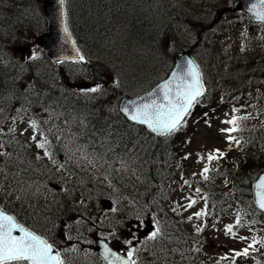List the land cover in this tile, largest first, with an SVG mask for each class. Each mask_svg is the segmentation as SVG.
Masks as SVG:
<instances>
[{"label": "rangeland", "instance_id": "1", "mask_svg": "<svg viewBox=\"0 0 264 264\" xmlns=\"http://www.w3.org/2000/svg\"><path fill=\"white\" fill-rule=\"evenodd\" d=\"M77 1L73 0L74 7ZM160 1L163 6H171L177 15L188 16L190 23H193L189 25L190 27L183 26V30L180 29L177 34L173 31L166 33V36L162 38L163 48H166V51H173L171 47L177 41L197 42L194 56L204 72V83L208 90L205 101L195 105L181 130L171 136L168 142L170 147L164 144L161 155L164 157L163 162L154 151L156 145L151 143H148L150 147L148 146L149 148L145 150L148 156L139 161L142 153L134 155V152L145 148L139 141L127 143L128 153L121 154L123 159L116 158L108 161L110 157L107 153L115 157L111 152L116 146L108 145L107 140L103 139L97 142L104 145L103 150L88 147L81 136L82 124L76 122L74 112L69 111L68 119L70 120H65L64 111L60 112L53 107L49 109L47 103L45 106L42 105L45 103V94L49 91L53 92L55 98L63 92L68 95L74 93V96L82 95L85 99L84 104L88 100L91 101L89 96L97 94L103 99L107 96L108 102L111 99L109 107L114 111L118 104L117 98L129 90L121 87L116 81L114 83L112 77H108L107 83H114L117 88L115 96H110L106 82L104 88V83L86 80L80 76L84 69L82 65L84 61L77 64H52L53 62L48 59L44 51L35 44V39L44 25L41 0L30 1L31 5L35 4L34 7L22 9L19 15H12L11 12L15 10L11 3L25 2V0H0V5L6 8L0 10V34L4 40H9L8 56L13 57L23 71L28 65L32 69L37 68L35 76L26 73L27 77H23L24 83L17 88V91L22 92L28 89L35 95H39L38 91L43 93L38 103L29 101L30 97L26 99L22 97L20 100L16 92L11 94L14 97L9 102H3L4 97L1 98L0 168L2 169L3 166L7 168L12 176H17L16 179L19 181L14 185L11 184L10 188L7 186L8 179L4 180L3 177V174L7 173L6 170L0 172V199L21 197L22 201L29 200L32 205L27 203V208L33 210L31 220L38 230L44 229L43 223L53 220V217L59 219L57 222L63 221L64 226L56 230L52 229L55 234L51 235L55 238L53 242L69 255L67 256L68 264H103L93 251L92 238L98 236L100 232L112 234V240L122 238L124 244H127L128 240H132V243L141 242L140 264H150L152 261L148 258L146 251L156 252L159 248L166 251L164 243L169 237L164 229L171 222L180 223L179 229L186 237L184 242L181 241L183 248L186 249V252H182L184 255L181 256V260L186 264H264L263 260L250 256L251 250L254 249L250 241L252 234L245 229L243 222L236 224L239 212L235 211L231 204L221 206L218 201L213 200L207 215L200 218L194 216V213L201 210L206 212L207 195L212 189L224 192L226 187H229V180L222 174L224 168L228 166L230 169H235L239 165L237 161L245 160L244 156L247 153L244 152L245 146L241 141L238 143L237 139L240 132L245 129L251 130L250 128L264 130V79L260 73L253 74L254 70L264 69L263 30L250 22L245 13L236 12L233 4H230L231 0ZM215 8L217 10L214 13L218 17L211 21L208 16L213 15L208 14L207 11H213ZM29 10L32 11L29 12ZM1 17L10 18V25H7L9 19H1ZM163 24L166 30L165 21ZM75 33L77 35V31ZM184 33L188 34L186 38ZM126 35L124 33V36ZM204 40L208 44L207 50L201 48ZM76 41L81 44L84 54H88L89 58L87 49L90 48V42H86L81 36L76 38ZM207 53L214 55L217 62L209 59L208 56L206 58ZM164 54L166 53L163 52V56ZM149 68L150 70H146L150 72L154 70L153 65ZM130 69L134 71V68ZM231 69H236L237 77L242 85H233L232 89L230 86L220 87L222 84L219 79L227 76ZM42 70H49L56 75L59 82L53 87L52 82L44 85ZM163 70L162 68L159 73L160 78L164 75ZM115 75L118 76V74ZM126 75L128 76L129 72ZM126 75L119 76L126 78ZM136 81L132 80V83L128 80L126 87L143 83L141 80ZM97 86L100 87V91L95 93L87 91ZM7 90L9 88L4 91ZM44 116L45 118H42ZM245 117L246 119H239ZM233 118H238L239 130L231 134L235 138L234 141H229L228 133L222 129L232 127L225 121ZM35 121L41 130L40 133L31 125ZM75 128L79 135H75ZM118 137L124 140L126 134ZM79 138L82 145L78 141ZM40 143L47 145L40 148L38 146ZM251 148L246 149L252 153L255 152L254 154L264 150V136ZM217 150L222 155L209 162L208 154L216 155ZM131 152L134 157L131 156ZM262 153L258 154L260 159H263L264 153ZM128 161L134 163L129 164ZM153 162H156V168H158L154 173L159 174L161 183L153 176L152 169L146 168ZM162 164L164 168L161 167ZM205 167L210 169L207 180L202 175ZM185 180L189 183L185 184ZM51 181L63 182L66 185L79 182L83 184L80 189L79 186L70 189L66 193L67 197H61L75 202L73 207L77 210V217L74 215L76 219L74 218L73 221L63 217L65 214L63 208L61 210L58 208L55 213L51 212L53 201L50 193L55 191L50 187ZM196 189H200L199 194ZM84 192H89L90 195L83 196ZM101 197L110 198L117 207L113 210H105L98 202ZM190 199L197 202L188 208ZM38 201L39 205L33 206ZM177 205L180 207L177 208ZM39 207H42L41 212H38ZM174 208L177 210L173 211ZM160 215L163 217L162 223H160ZM189 216L193 219L189 220ZM133 219L152 226L147 234L154 230L155 223L159 221L161 235L156 240H148L147 235L142 238L143 232L149 228L147 226L142 227L143 231L139 234L125 236L126 231L131 230L128 224L132 226ZM229 225L232 226L231 233L227 231ZM197 226L201 227L202 231L197 232ZM172 227L177 228L175 225ZM188 237L192 239L187 240ZM171 241L179 242L175 238ZM245 248L249 249V255H235L236 252H243ZM172 255L171 252L170 256ZM258 255H260V249ZM165 256L168 257V254L165 253Z\"/></svg>", "mask_w": 264, "mask_h": 264}, {"label": "trees", "instance_id": "2", "mask_svg": "<svg viewBox=\"0 0 264 264\" xmlns=\"http://www.w3.org/2000/svg\"><path fill=\"white\" fill-rule=\"evenodd\" d=\"M72 2L73 0L72 1L70 0L67 7L68 20L73 26L74 30L77 31V34L78 33L79 35L81 34L80 36L82 38H85L86 42H90L89 54H91L92 56L90 55L89 58L87 57V60L82 62V65L84 66L82 72L85 75L87 73L88 75L87 78L89 77L88 78L89 80L99 81L101 83H104L105 85V82L107 83L108 81L107 78L112 77L114 79V83L116 81L117 84H119L123 88H128V90H130L131 87L134 88V86H136L134 85V86L126 87L128 80H135V81L141 80L143 82H147L150 86L155 82L154 81L155 78L160 75L158 73L162 71V68L164 69L163 71L165 72L168 69V66L172 63L173 51H166V48H163L162 38L169 31L170 32L173 31L175 34H177L180 29L183 30V25H181L183 24L182 23L183 16L181 17L180 15L178 16L176 13L174 14L171 6L170 7L167 5L163 6L162 1L160 0H78L75 7ZM11 4L13 6V9L15 10L14 12H11L12 15L14 14L19 15L21 14V11H23L22 9L24 8L29 9L30 7L32 6L34 7L35 5L34 3L33 5L31 4L28 5V1L18 2V3L15 2V4L13 2ZM210 11L211 10L207 11L208 14H211ZM74 15H76V19H74ZM170 16L171 18H169ZM8 19L9 20L7 21L8 22L7 25H10L11 23L10 18ZM164 21H165V25L167 26L166 30L165 27H163ZM107 22H109L110 26L109 24H107ZM144 23L147 25H144ZM179 25L181 27H179ZM159 27L161 30L159 29ZM124 31L127 34L126 36H124ZM135 31L137 33L139 31L140 34L139 33L137 34ZM116 32H118L119 34ZM131 32L133 33L132 35L133 37L131 36L132 34ZM134 35L136 37H134ZM187 35H188L187 33H184L185 38ZM130 37H132V39ZM158 38H160L161 40H158ZM117 42L119 45L117 44ZM8 43L9 40H4V38L0 34L1 61L3 60V56L6 55L5 52L3 51L5 50L8 52L9 49ZM123 48L126 49L124 50ZM102 49L105 51H103ZM162 51L166 53L164 54L165 57L163 56ZM160 58H162L161 59L162 61H160ZM212 59L213 60L215 59V61H217L216 58L214 57ZM145 63L148 65H146ZM149 64L153 65L154 70L152 72L146 70L149 69ZM131 67L134 68L135 71V72L133 71L134 73L130 69ZM29 68L30 70L26 69L25 71H23L22 68H18V66L13 69H8L0 65V91H1L0 97L1 98L10 97L12 93L16 92L17 94H19L20 100L22 99V97L23 99L30 97L29 101L38 103V100L41 97H43L42 91H38L39 95H35L33 92L30 93L28 89L22 92L17 91V88L24 83L23 77L24 78L27 77L26 73H31L32 75L35 76V71L37 70V68L36 67H34L33 69L31 67ZM235 70L236 69H231V71H229L230 73L227 76H224L223 78L219 79L220 83L222 84L220 87L230 86L231 88V86L233 87V85L236 84H237L236 86L242 85L241 82L239 81V78L237 77V73ZM257 71L258 70H254L255 73ZM128 72L130 73L126 77L127 81L126 78L124 79L121 78L120 80L119 79L120 77L115 75V74H119L120 76L125 77V75ZM135 73H137V75H134ZM140 74L142 77H140ZM52 76L53 74L50 73L49 70H42V79L44 85H49V82L52 79L55 82L57 81V79L52 78ZM149 79H150V83H149ZM114 83H109V84L107 83V86L110 91V96L111 95L115 96L117 92V88L114 85ZM145 85L148 86L146 83ZM6 88H9V90L3 92ZM57 98L54 97L52 92H49L47 95L45 94V99H44L45 103L42 105L45 106L46 103L56 102V105L59 104V107L62 110H64V113H66L67 117L70 116L69 111L77 113L75 117L77 118L76 122H80L81 124H83V136L86 142L89 141L87 143L90 144V140H92L91 143L94 146L97 144L98 141L100 140L102 141L103 139H106L107 140L106 143L108 145L109 144L114 145L120 149L123 147L124 150V148H127L126 145L127 143L139 141L142 143L143 145L142 147L145 148L140 149L138 152L135 153V155H140V153H144L146 148L148 149L150 147L148 143H151L156 145V149L154 148L155 149L154 151H156L157 156L160 159H162V162L164 161V157L161 155L164 149V144H167L168 147H170L168 144L169 138L164 137V139H162L155 137L153 134L152 135L148 134V132H146L144 127L142 126L139 127L135 125L133 122L127 120L123 116V114H121L120 111H118L117 108H116L117 113L116 112L114 113V111L112 112V110L109 107V104L112 100L109 98L110 101L108 102L107 96H104V99L97 96L91 101L88 100L86 104L83 103L85 99L84 97H82V95L74 96V93L73 94L71 93L70 95H67V93H63V95L61 94ZM89 98H91V96H89ZM119 98H117V101L120 100ZM29 101H24V102H29ZM106 131L107 133H105ZM102 133L106 135L104 136ZM123 134H126L127 136L125 139L123 138L125 140V141L123 140L124 142L118 137ZM257 137H258V133L256 132V130L246 131L244 135V141H246L244 146L249 147L248 145L249 142L250 144L254 142L257 143L256 140ZM121 141L123 143H121ZM99 143L102 146H104L101 142ZM262 152L264 153V150H261V152L258 151L257 154H254L255 152L252 153L249 151L244 156L245 160H240L236 162L239 165L235 169H230L228 166H226L224 168V174L227 177V180H229V187H226L224 192L222 190L216 189V191L213 193L212 200L218 201L219 205L225 203L227 205L231 204L236 209L243 211L242 217L243 218L245 217L244 219L246 222H251L250 223L251 226L257 230L259 237L262 239V241H264V214L255 209L251 199V191H252L251 182L258 176L259 172L264 170V155H263V159H260L259 157L260 155L258 156V154H261ZM161 167H163V164L161 165ZM146 168H149L150 170L152 169L151 172L152 174H154L153 176L155 177V179H157L159 183H161V179H159V174L157 172L154 173V171L158 169L156 168V162L150 163L149 165L146 166ZM146 181L147 180H145V182ZM213 190L214 189H212V191ZM162 219L163 217L162 215H160L161 223H162ZM164 232H166V234H168L169 237V239L166 240L164 243V249H166V251H162L163 250L162 248H159V250L157 249L156 252L152 250H147L146 253L149 255L148 257L156 259L157 264L158 263L185 264L181 260L182 259L181 256L184 255L182 254V252L183 251L186 252V249L183 248V245L181 243V241L183 242L185 240V237L182 235L180 229L178 227L175 229L169 223L167 227L164 229ZM172 238H175V240L179 242L171 241ZM187 240H189V237ZM260 250L262 253H264V243H261ZM171 252L173 253V256L169 259V257L165 256V253L169 255V253ZM261 256L262 258H264V254H262ZM137 264L140 263L137 262Z\"/></svg>", "mask_w": 264, "mask_h": 264}, {"label": "snow or ice", "instance_id": "3", "mask_svg": "<svg viewBox=\"0 0 264 264\" xmlns=\"http://www.w3.org/2000/svg\"><path fill=\"white\" fill-rule=\"evenodd\" d=\"M63 4L64 0H60ZM249 12L253 17L264 22V0H254L249 6ZM64 32L67 33V26L64 28ZM78 60H84L83 55L79 54V49H76ZM63 62V61H59ZM178 70L171 74V77L158 86L157 90H154L150 94L151 99L143 103H133L132 105H126L122 108V111L128 116V118L141 125L147 126L152 133L161 136H170L173 133L179 131L184 125L185 118L190 114L191 109L196 103L199 102V98L204 94V85L202 80V74L199 70V66L194 61L188 60L181 65L177 66ZM90 92L100 91V87H93L88 89ZM239 119H246L239 118ZM226 124L232 127L228 129H222L228 133L229 141H234L232 133L239 130L238 118H233L225 121ZM33 126L35 124L33 123ZM40 148L45 147V143L38 145ZM219 150L214 155L209 153L207 159L209 162L218 159ZM210 169L205 167L202 175L205 180L209 178L208 173ZM185 184L189 183L187 180ZM257 197V203L259 208L264 210V177H261L255 185ZM199 194L200 189H196ZM206 199V197H205ZM196 200L190 199V203L187 205L191 208L196 204ZM180 206L177 205V208ZM177 209L174 208L173 211ZM207 215V212L201 210L194 213L196 218H200ZM189 220L193 219L192 216L188 217ZM239 219L237 224H239ZM143 222L137 225V228L147 227ZM197 232L202 231V228L197 226ZM229 233L232 232V226L227 228ZM20 234L17 235L16 233ZM161 235V228L159 221L155 223L154 230L147 234L148 240H156ZM127 244L131 245L132 240H128ZM255 243V241H254ZM261 243H264L262 241ZM251 247V245H250ZM137 249L132 247L127 252V258L113 252L107 244L104 245V258L110 260V264H137L134 257L137 254ZM237 256L249 255V249L245 248L243 252H236ZM0 264H65V260L62 258L60 252L55 250L53 244L42 236L37 235L33 231H29L23 225L16 221V218L12 215L6 214L3 210H0Z\"/></svg>", "mask_w": 264, "mask_h": 264}, {"label": "water", "instance_id": "4", "mask_svg": "<svg viewBox=\"0 0 264 264\" xmlns=\"http://www.w3.org/2000/svg\"><path fill=\"white\" fill-rule=\"evenodd\" d=\"M235 1H236V4H235L236 9H239V10L242 9V10L248 12L251 15V17L254 20H256L253 17L252 13L249 12V6L251 3L254 2V0H235ZM43 6L45 9V16H46L47 20L50 21V23L48 25V31L43 33V35H41L38 38L37 43L44 46L46 51H47V54L49 56H51L54 60L59 59V58H67V57L77 58V52H76V49L74 47V43L72 42V38L69 34V31L67 33L64 32V28L66 26L64 2H63V4H61L60 0H44ZM256 21H258V20H256ZM188 60H191V59L189 58V56L186 53L178 55L176 57V65L170 74H172L174 71L178 70V68H177L178 65H181ZM170 77H171V75L169 76V78ZM169 78H167L166 80H168ZM166 80H164V81H166ZM164 81L161 82V84L164 83ZM157 89H158V87L154 90H157ZM154 90L148 94L141 95L139 97H132V98H129L127 100H124L121 103V107H120L121 111H122V108H124L126 105H132L133 103L147 102L149 99L152 98V97H150V94L153 93ZM127 118H128V116H127ZM261 177H264V172L260 173L259 177L252 183V191H253L252 199H254L255 204L258 208H259V205L256 202L257 197L255 195V192H256L255 185ZM104 204L107 205V203H104ZM16 234L19 235L20 233L17 232ZM95 240H96V244H97L96 252H98L103 258H104V245L105 244H107L108 247L111 248L113 252L118 253L119 255L123 256L124 258H127V255L124 252L118 251L108 241H106L102 238H98ZM125 249L127 250V248H125ZM54 253H55V250H54ZM104 260L110 264V260H106L105 258H104Z\"/></svg>", "mask_w": 264, "mask_h": 264}, {"label": "bare ground", "instance_id": "5", "mask_svg": "<svg viewBox=\"0 0 264 264\" xmlns=\"http://www.w3.org/2000/svg\"><path fill=\"white\" fill-rule=\"evenodd\" d=\"M25 1H26V0H25ZM27 1H28V0H27ZM27 1H26V2H27ZM28 3H29V2H28ZM29 4H30V3H29ZM144 7H145V5H144ZM160 10H161V9H160ZM5 11H6V10H5ZM30 11H32V10H29V12H30ZM144 11H145V8H144ZM148 11H149V10H148ZM151 11H152V10H151ZM33 12H34V11H33ZM6 13H7V12H6ZM9 13H10V12H9ZM161 13H162V12H161ZM174 14H175V13H174ZM1 15H2V14H1ZM149 15H150V12H149ZM143 16H144V15H143ZM146 16H147V15H146ZM155 16H156V14H155ZM167 16H168V15H167ZM172 16H173V15H172ZM178 16H179V15H178ZM150 17H151V16H150ZM150 17H149V18H150ZM152 17H153V15H152ZM143 18H144V17H143ZM145 18H146V17H145ZM169 18H171V16H170ZM146 19H147V18H146ZM151 19H153V18H151ZM151 19H150V20H151ZM198 19H199V18H198ZM7 20H8V19H7ZM0 21H1V20H0ZM144 21H145V20H144ZM153 21H154V20H153ZM146 22H148V21H146ZM149 22H150V21H149ZM181 22H182V20H181ZM194 22H195V21H194ZM0 23H1V22H0ZM151 23H152V22H151ZM182 23H183V24H181V25H183V26H187V27H190L189 25H192V24H193V23H190V18H188V16L183 17V22H182ZM107 24H109V22H107ZM116 24H117V23H116ZM142 24H143V23H142ZM152 24H153V23H152ZM155 24H156V23H155ZM25 25H26V22H25ZM140 25H141V24H140ZM144 25H147V24L144 23ZM171 25H172V24H171ZM20 26H21V25H20ZM109 26H110V24H109ZM136 26H137V23H136ZM136 26H134V27H136ZM138 26H139V25H138ZM141 26H142V25H141ZM160 26H161V25H160ZM149 27H150V26H149ZM163 27H164V26H163ZM166 27H167V26H166ZM170 27H171V26H170ZM179 27H181V26L179 25ZM131 28H133V27H131ZM143 28H144V27H143ZM104 29H105V28H104ZM129 29H130V28H129ZM129 29H128V30H129ZM159 29H160V27H159ZM163 29H164V28H163ZM173 29H174V26H173ZM102 30H103V28H102ZM136 30H138V29H136ZM143 30H144V29H143ZM160 30H161V29H160ZM160 30H159V31H160ZM100 31H101V30H100ZM131 31H133V30H131ZM139 31H140V30H139ZM139 31H138V33H139ZM128 32H129V31H128ZM135 32H136V31H135ZM124 33H125V31H124ZM131 33H132V32H131ZM136 33H137V32H136ZM136 33H135V34H136ZM138 33H137V34H138ZM154 33H155V32H154ZM139 34H140V33H139ZM148 34H149V33H148ZM77 35H78V34H77ZM132 35H133V33L131 34V36H132ZM145 35H146V33H145ZM165 36H166V34H165ZM165 36H164V37H165ZM132 37H133V36H132ZM132 37H130V38L132 39ZM134 37H136V36L134 35ZM138 37H139V35H138ZM157 37H158V36H157ZM12 38H13V36H12ZM160 38H161V37H160ZM160 38H158V40H161ZM134 39H136V38H134ZM134 39H133V40H134ZM137 39H138V38H137ZM80 40H81V39H80ZM146 40H147V39H146ZM83 41H84V40H83ZM114 41H115V40H114ZM204 41H205V42L201 44V48L207 50V49H208V44H207V41H206V40H204ZM115 42H116V41H115ZM154 42H155V40H154ZM160 43H161V42H160ZM117 44H118V42H117ZM153 44H154V43H153ZM118 45H119V44H118ZM129 45H130V44H129ZM132 45H133V44H132ZM196 46H197L196 44L193 45V48L195 49ZM134 47H135V46H134ZM104 48H105V47H104ZM120 48H121V47H120ZM100 49H101V48H100ZM116 49H117V48H116ZM123 49L125 50L126 48H123ZM102 50H103V49H102ZM117 50H118V49H117ZM156 50H157V49H156ZM160 50H161V48H160ZM91 51H93V50H91ZM103 51H105V50H103ZM126 51H127V50H126ZM153 51H154V50H153ZM100 52H102V51H100ZM106 52H107V51H106ZM111 52H112V51H111ZM111 52H110V53H111ZM159 52H160V51H159ZM162 52H163V51H162ZM94 53H95V52H94ZM98 53H99V51H98ZM103 53H105V52H103ZM129 53H130V52H129ZM134 53H135V52H134ZM139 53H140V52H139ZM101 54H102V53H101ZM141 54H142V53H141ZM156 54H157V53H156ZM160 54H161V53H160ZM87 55H88V54H87ZM142 55H143V54H142ZM142 55H141V56H142ZM99 56H100V55H99ZM143 56H144V55H143ZM164 56H165V55H164ZM132 57H133V56H132ZM147 57H148V55H147ZM100 58H101V57H100ZM104 58H105V57H104ZM161 59H162V58H160V61H162ZM104 61H105V59H104ZM145 61H146V60H145ZM128 62H129V61H128ZM147 62H148V61H147ZM147 62H146V63H147ZM138 63H139V61H138ZM146 63H145V64H146ZM149 63H150V61H149ZM161 63H162V62H161ZM123 64H124V63H123ZM125 65H126V64H125ZM127 65H128V64H127ZM139 65H141V64H139ZM146 65H148V64H146ZM129 66H130V65H129ZM150 66H151V65H149V67H150ZM120 67H121V66H120ZM117 68H118V67H117ZM121 68H122V67H121ZM113 70H116V69H113ZM128 70H129V69H128ZM139 70H140V68H139ZM149 70H150V68H149ZM156 71H157V70H156ZM132 72H133V71H132ZM134 72H135V71H134ZM134 72H133V73H134ZM114 73H115V72H114ZM118 73H119V72H118ZM129 73H130V72H129ZM125 74H126V73H125ZM131 74H132V73H131ZM150 74H151V73H150ZM158 74H159V73H158ZM158 74H157V75H158ZM161 74H162V73H161ZM132 75H133V74H132ZM132 75H130V76H132ZM134 75H137V73H135ZM154 75H155V73H154ZM118 76H119V74H118ZM126 76H127V75H126ZM138 76H139V75H138ZM119 77H120V76H119ZM123 77H124V76H123ZM140 77H142L141 74H140ZM140 77H139V78H140ZM121 78H122V77H121ZM121 78H119V79L121 80ZM123 79H124V78H123ZM123 79H122V80H123ZM131 79H132V78H131ZM143 79H145V78H143ZM152 79H153V78H152ZM126 81H127V78H126ZM50 82H52V81H50ZM129 82H130V80H129ZM131 82H132V80H131ZM136 82H137V81H136ZM121 83H122V82H121ZM132 83H133V82H132ZM149 83H150V79H149ZM122 84H123V83H122ZM123 85H124V84H123ZM132 85H133V84H132ZM100 86H101V85H100ZM104 86H105V85H103V87H104ZM124 86H125V85H124ZM44 88H45V87H44ZM104 88H105V87H104ZM232 88H233V87H232ZM105 90H107V89H105ZM82 91H83V89H82ZM85 91H86V90H85ZM236 91H237V89H236ZM0 92H1V91H0ZM3 92H5V91H3ZM102 92H103V91H102ZM104 93H107V92H104ZM70 94H71V93H70ZM70 94H69V95H70ZM72 94H73V93H72ZM78 94H79V93H78ZM62 95H63V94H62ZM67 95H68V94H67ZM106 95H107V94H106ZM4 96H6V95H4ZM0 98H1V97H0ZM57 99H58V98H57ZM60 99H61V97H60ZM82 100H83V99H82ZM49 109H50V108H49ZM72 110H73V109H72ZM111 110H112V108H111ZM50 111H51V110H50ZM55 111H56V110H55ZM63 111H64V110H63ZM114 111H115V110H114ZM71 112H72V111H71ZM112 112H113V111H112ZM116 113H117V112H116ZM27 114H28V113H27ZM49 114H50V112H49ZM52 114H54V113L52 112ZM75 114H77V113H75ZM28 115H29V114H28ZM55 115H56V113H55ZM55 115H54V116H55ZM107 115H108V113H107ZM31 117H32V116H31ZM55 117H56V116H55ZM89 117H90V116H89ZM98 117H99V116H98ZM105 117H106V116H105ZM42 118H45V116L42 117ZM63 118H64V117H63ZM87 118H88V117H87ZM92 118H93V117H92ZM110 118H111V116H110ZM49 119H50V118H48V120H49ZM98 119H99V118H98ZM32 120H34V118H33ZM36 120H37V119H36ZM65 120H66V119H65ZM71 120H72V117H71ZM104 120H105V119H104ZM96 121H97V118H96ZM35 122H36V121H35ZM36 123H37V122H36ZM95 124H96V123H95ZM95 124H94V125H95ZM90 126H91V125H90ZM91 130H92V129H91ZM98 130H99V129H98ZM112 131H113V130H112ZM117 131H118V130H117ZM117 131H116V132H117ZM97 132H98V131H97ZM100 132H101V131H100ZM132 132H133V131H132ZM105 133H107V131H106ZM92 134H93V133H92ZM102 134H103V133H102ZM109 134H110V133H109ZM103 135L105 136L106 134H103ZM114 135H115V134H114ZM4 136H5V135H4ZM4 136H3V137H4ZM100 136H101V135H100ZM0 137H1V136H0ZM5 137H7V136H5ZM5 137H4V138H5ZM107 137H109V136H107ZM126 137H127V136H126ZM90 138H91V137H90ZM103 138H104V137H103ZM103 138H102V139H103ZM88 139H89V138H88ZM7 140H8V138H7ZM150 140H151V139H150ZM122 141H123V140H122ZM122 141H121V143H123L125 140H124L123 142H122ZM130 141H131V140H130ZM87 142H89V141H87ZM126 145H127V144H126ZM118 146H119V145H118ZM123 146H124V145H123ZM141 146H142V145H141ZM86 147H87V146H86ZM121 147H122V146H121ZM106 148H107V147H106ZM106 148H105V149H106ZM122 148H123V147H122ZM102 150H103V149H102ZM102 150H101V151H102ZM99 151H100V150H99ZM140 154H141V153H140ZM103 159H104V158H103ZM106 159H107V158H106ZM107 160H108V159H107ZM101 162H102V161H101ZM103 163H104V162H103ZM154 164H155V163H154Z\"/></svg>", "mask_w": 264, "mask_h": 264}]
</instances>
